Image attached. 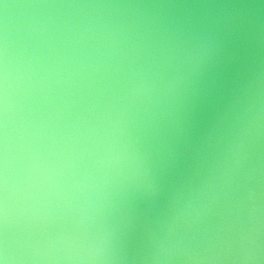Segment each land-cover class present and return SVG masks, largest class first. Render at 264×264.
I'll use <instances>...</instances> for the list:
<instances>
[{
    "label": "water",
    "instance_id": "water-1",
    "mask_svg": "<svg viewBox=\"0 0 264 264\" xmlns=\"http://www.w3.org/2000/svg\"><path fill=\"white\" fill-rule=\"evenodd\" d=\"M0 264H264V0H0Z\"/></svg>",
    "mask_w": 264,
    "mask_h": 264
}]
</instances>
